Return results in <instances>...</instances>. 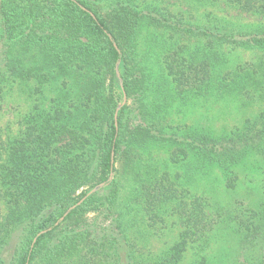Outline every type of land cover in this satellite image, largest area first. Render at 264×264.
Here are the masks:
<instances>
[{
	"label": "trees",
	"instance_id": "trees-1",
	"mask_svg": "<svg viewBox=\"0 0 264 264\" xmlns=\"http://www.w3.org/2000/svg\"><path fill=\"white\" fill-rule=\"evenodd\" d=\"M187 1L0 0V95L4 84L19 81L33 87L34 96L21 137L5 140L0 132V264H183L190 250L201 259L216 240L231 235L232 258L221 264H264V112L233 131L194 129L182 140L168 136L157 111L152 124L133 126L127 104L116 120L118 63L126 70L124 90L137 102L139 88L149 81L146 59L158 43L162 67L179 95H228L244 105L264 101V61L233 68L225 51L253 49L264 59V25L198 13ZM201 1L264 18V0ZM47 88L55 95L48 96ZM164 141L185 144L177 151L184 157L194 151L206 173L217 168L229 192L246 172L260 175L263 196L231 216L200 197L188 202L169 170L150 171L134 189L133 207L153 227L164 221L165 207L176 203L184 227L180 239L155 256L130 241L132 205L117 210V174L127 159L137 160L136 150ZM112 173L107 201L115 233L97 237L85 221L98 207L95 195L65 214Z\"/></svg>",
	"mask_w": 264,
	"mask_h": 264
},
{
	"label": "rangeland",
	"instance_id": "rangeland-1",
	"mask_svg": "<svg viewBox=\"0 0 264 264\" xmlns=\"http://www.w3.org/2000/svg\"><path fill=\"white\" fill-rule=\"evenodd\" d=\"M186 4L196 7L198 13L214 11L219 18L235 24L264 25V18L262 19L261 16L242 13L224 2L211 6L202 3L201 0H190ZM154 46L149 53L150 56L146 59V73L149 76V81L145 87L139 88V92L136 94L137 102L134 95L130 99L126 94L125 106L127 104L131 106V113H127L126 118L130 120L133 126L152 124L153 114L157 111V117L163 116L164 123L168 125L166 128L168 136L175 135L179 137V140H182L187 136L189 130L194 129L199 131L211 130L215 134L233 131L241 127L247 118L264 112V101L244 105V102L237 97L228 95L215 94L209 96L207 94L196 95L195 93L179 95L171 82V77L162 67L159 43ZM225 51L230 60V67L233 68L237 66L248 68L250 64L264 61L262 54L253 49L228 46L225 47ZM125 73L126 70L122 68V74ZM30 88L33 87H26L19 81H11L3 86L0 95V132L5 140L21 137V132L25 129L26 116L34 106V96ZM47 95L50 97L55 95L52 88H47ZM139 97L142 101L140 103L142 104L141 111L145 114L143 119L139 115L140 110H137ZM116 98L118 106H120L124 100L123 93L116 90ZM166 107L167 111L165 112ZM171 144L164 141V143L149 144L139 148L136 150L137 160L135 158L132 161L127 159L125 171L121 172L119 177L117 174L122 185L119 195L121 205L117 210L126 209L127 204L132 205L131 211H129L131 214L127 233L130 241L138 244V247L152 251L155 256L178 241L184 227L176 213V203L165 207L163 210L164 221L156 220L153 227L148 225L151 222L147 219L148 215H145L143 210H139L138 206L137 209L133 207L136 205L132 201L134 189L139 182H143L148 177L150 171L156 170L161 175L169 170L174 177L173 180L177 184V188L185 193L184 199L188 202L200 197L213 207L223 209V212L231 214V216L261 200L263 196L260 189V175L246 172L242 175L237 188L229 192L225 188L223 178L217 168L206 173L205 170L198 168L201 161L194 155V151L188 150V156L184 157L177 149L179 147L186 148V145L180 144V142L174 143L172 146ZM174 154L175 156L179 155L175 158L180 159V161L175 160V158L173 160L172 155ZM90 190H87L86 194ZM81 192L80 190L79 194ZM112 193L113 189H110L109 185L97 192L95 197L99 200L98 207L92 209L85 218L87 224L90 225V231L97 237H102L105 234L113 236L115 233V224L112 221L113 213L107 201ZM130 201L132 202L130 203ZM213 211L214 209L211 213ZM214 212L218 211L215 210ZM232 237L234 238L233 235L225 237L217 244L216 240L211 250L205 252L201 259L190 250L183 264H221L222 261H228L232 258L235 248V239ZM87 244L89 245V243ZM51 245L48 244L46 249ZM103 254L105 257L109 256L106 250Z\"/></svg>",
	"mask_w": 264,
	"mask_h": 264
},
{
	"label": "water",
	"instance_id": "water-1",
	"mask_svg": "<svg viewBox=\"0 0 264 264\" xmlns=\"http://www.w3.org/2000/svg\"><path fill=\"white\" fill-rule=\"evenodd\" d=\"M121 64H122L121 62L118 63V65H117V67H116V72H117V76H118V79H119V82H120L121 92L123 93L124 100H123V102L121 103V105L118 106V108H117V112H116V120H117L119 114L121 113L122 108L125 106V103H126V100H127V98H126V93H125V90H124V80H123V78H122V65H121ZM113 177H114V173L111 174V177H110V179L108 180V182H106V183H102V184L96 186L95 188L91 189V190L86 194V196H85V197H84V198H83L78 204H76V205L70 207V208L67 210L65 216H67L68 214H70L74 209H76V207L80 206L84 201H86V199H88V198H90L91 196L95 195L97 192H99L100 190H102L103 188H105L108 184H110V183L112 182V180H113ZM63 220H64V218H62V219L60 220V222L63 221ZM60 222H59V223H60ZM59 223H57L56 226L59 225ZM51 230H53V228H49L48 230L43 231L41 234H39V236H40V235H43V234H46L47 232H49V231H51ZM39 236H38V237H39Z\"/></svg>",
	"mask_w": 264,
	"mask_h": 264
}]
</instances>
